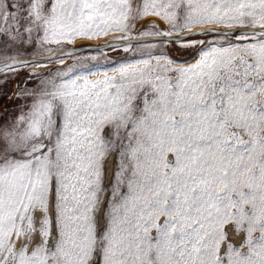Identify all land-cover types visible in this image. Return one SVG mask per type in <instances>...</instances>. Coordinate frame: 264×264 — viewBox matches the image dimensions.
I'll use <instances>...</instances> for the list:
<instances>
[{"label": "snow or ice", "instance_id": "1", "mask_svg": "<svg viewBox=\"0 0 264 264\" xmlns=\"http://www.w3.org/2000/svg\"><path fill=\"white\" fill-rule=\"evenodd\" d=\"M0 264H264V0H0Z\"/></svg>", "mask_w": 264, "mask_h": 264}, {"label": "rangeland", "instance_id": "2", "mask_svg": "<svg viewBox=\"0 0 264 264\" xmlns=\"http://www.w3.org/2000/svg\"><path fill=\"white\" fill-rule=\"evenodd\" d=\"M108 39H111V37H108ZM103 40H104V38H101V40H96L94 43L91 41H83V42H78V43H86V44H94V45H98V44H101V43H103Z\"/></svg>", "mask_w": 264, "mask_h": 264}, {"label": "bare ground", "instance_id": "3", "mask_svg": "<svg viewBox=\"0 0 264 264\" xmlns=\"http://www.w3.org/2000/svg\"><path fill=\"white\" fill-rule=\"evenodd\" d=\"M90 42H91V41H90ZM92 42H93V41H92ZM94 42H95V41H94ZM94 42H93V43H94ZM93 45H94V44H93Z\"/></svg>", "mask_w": 264, "mask_h": 264}, {"label": "water", "instance_id": "4", "mask_svg": "<svg viewBox=\"0 0 264 264\" xmlns=\"http://www.w3.org/2000/svg\"><path fill=\"white\" fill-rule=\"evenodd\" d=\"M93 46H95V45H93Z\"/></svg>", "mask_w": 264, "mask_h": 264}]
</instances>
